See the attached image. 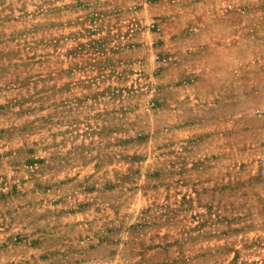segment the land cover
Segmentation results:
<instances>
[{"label":"rangeland","instance_id":"rangeland-1","mask_svg":"<svg viewBox=\"0 0 264 264\" xmlns=\"http://www.w3.org/2000/svg\"><path fill=\"white\" fill-rule=\"evenodd\" d=\"M0 264H264V0H0Z\"/></svg>","mask_w":264,"mask_h":264}]
</instances>
